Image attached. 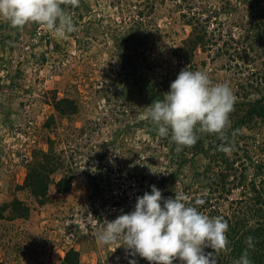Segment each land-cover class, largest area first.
<instances>
[{"label": "rangeland", "instance_id": "obj_1", "mask_svg": "<svg viewBox=\"0 0 264 264\" xmlns=\"http://www.w3.org/2000/svg\"><path fill=\"white\" fill-rule=\"evenodd\" d=\"M259 3L254 10L247 0H79L73 9L71 0H62L61 6L77 26L63 39L39 22L18 29L0 18V203L18 196L32 207L29 219L0 218V264H55L72 245L82 249L87 243L90 246L81 255L85 264H129L133 258L138 264H149L146 258L131 257L121 246L122 239L103 245L97 235L106 220L134 209L137 197L150 190L151 178L164 193H183L186 202L196 197L193 204L210 217L254 204V184L264 187V121L243 124L228 137V144H215L209 137L204 142L206 151L192 146L178 151L171 133L161 137L147 115L148 107L138 104L140 91L135 88L129 100L122 93L131 90L126 92L117 80L127 76L118 59L136 50L140 61L145 50L151 59V79L160 81L156 89L167 92L168 79L178 69L175 48L192 30L184 14L200 13L203 18L211 16L208 29L218 42L197 51V69L206 70L213 83L229 84L235 104L258 98L260 94L253 92L244 97L241 84L254 78L253 70L264 71V37L258 36H264V0ZM138 11L144 12L143 20L134 17ZM147 28L150 35L137 49L124 46V39L134 34L142 38ZM164 57H171V62ZM53 90L60 97L77 98L81 108L69 117L58 115L56 123L47 127L54 113ZM238 107L233 109L235 114L242 111ZM236 119L230 118L225 131L233 129ZM51 140L69 159L65 171L60 169L55 178L71 175L72 187L61 194L52 185L51 200L40 205L29 189L19 185L24 183L33 150L47 149ZM221 154L235 161L227 186L232 187L237 175L245 172L242 184L223 196L210 194L206 183L195 182V175L202 177ZM224 167L221 162L214 169ZM173 172L171 181L160 182L162 175ZM92 174L100 179L96 189ZM202 196L211 199L204 201V207L197 204ZM240 196L245 198L242 203L233 202ZM249 221L254 224L256 218ZM206 251L222 259L227 249Z\"/></svg>", "mask_w": 264, "mask_h": 264}, {"label": "clouds", "instance_id": "obj_2", "mask_svg": "<svg viewBox=\"0 0 264 264\" xmlns=\"http://www.w3.org/2000/svg\"><path fill=\"white\" fill-rule=\"evenodd\" d=\"M78 6L79 0H71ZM62 0H0V18L14 27L29 22L43 24L58 39L76 31L73 18L61 6ZM236 96L227 83H213L206 70L182 69L162 100H153L147 115L161 137L169 136L177 150L192 146L199 139L198 132L223 135L230 126ZM222 150L228 151L227 147ZM150 192L138 196L133 210L123 212L97 235L103 245L123 240L131 257L146 258L150 264H218L214 250L229 244L228 221L223 216L210 217L192 204L183 193L165 198L162 190L151 185ZM198 200L197 204H202ZM248 249L255 247L253 237L246 239ZM129 264H138L130 259ZM234 264H253L248 251Z\"/></svg>", "mask_w": 264, "mask_h": 264}, {"label": "trees", "instance_id": "obj_3", "mask_svg": "<svg viewBox=\"0 0 264 264\" xmlns=\"http://www.w3.org/2000/svg\"><path fill=\"white\" fill-rule=\"evenodd\" d=\"M247 1H250V5L254 10L260 4L259 0ZM72 8L76 9L77 6H73ZM199 14L200 13H194L190 17L189 14H184V16L187 17L186 23L192 26V30L189 35L185 39H183L182 43L175 48L174 58L177 61L178 69L173 71L170 78L168 79L169 88L167 87V91H169L170 89L171 82L176 79L178 73L182 69L188 67L193 71L194 69L198 70V63L196 58L197 51L199 49L208 48L210 46H208L209 43L217 44L218 42V39L214 36L213 32L209 31L208 29L211 16L203 18ZM137 15L138 16L134 17L143 20V11H138ZM141 22L143 23V21ZM9 24H11L9 23V21L5 23L6 26H8ZM10 26L18 29L23 27H14L12 25ZM249 30L250 29L247 30V33ZM210 34H212V37H209ZM149 35L150 29L147 28L142 38L134 34V37L132 39L128 37L124 39L123 44L124 46H127V48L131 45L129 48L135 50L145 42V38H147ZM246 36L250 35L247 34ZM258 36L264 37L262 34H259ZM224 44V46H228L229 42L225 41ZM259 45H262V42H260ZM134 52L136 53L137 51L135 50ZM145 52L146 51L143 50V52L140 53L142 54V58H140V61L136 58V54L132 53V51L130 50L127 55H122L121 59L118 60L123 63L122 70L126 71L127 76L120 77L117 80V85L122 86L126 92L127 90H131L128 95L123 94L124 92L122 93V96L129 98V100L133 99L132 97L135 88L140 91V94L138 97H136V100L138 104L143 105L144 108L145 106L148 107L153 102V100H162L166 93L164 88L156 89L157 83H160V81L151 79L150 73L152 71V65L149 61L151 59L150 55H147ZM165 59L166 58L164 57V60ZM166 61L171 62V57H168ZM205 63L206 61H203V64ZM140 65L141 67H139ZM167 66V69L170 70V63ZM239 66L240 64H238V67ZM239 68H245L248 70L250 69L249 67L242 66H240ZM255 72L256 71L253 70L252 74L254 75V78L251 81L247 82V85H245L244 83L241 84L242 94L244 97H249V95L253 92L260 94V96L255 99H251L248 102L238 101L234 105L236 111L237 106H239L242 111L237 112L236 114L233 111L229 114V118L233 117L235 119L237 117L233 129H227L226 131H224L223 135L207 132L198 133L199 139L196 144L192 145V148H196V151H206L204 142L205 139L209 137L212 140H215V144H228V137L233 134V131L238 132L243 124L251 126L252 123L253 125H255L260 124L262 121H264V71H259L256 73ZM119 74L121 75L122 72L120 71ZM126 87H128L129 89H126ZM51 98L52 99L50 100V102L54 108V113H52L47 119V127H51L56 123V117L58 115L60 117H69L77 114L80 111L81 102H79L77 98L71 96L60 97L58 96L56 90L52 91ZM108 98H110V96H108ZM132 102H134V100ZM175 146L176 143L174 142V147ZM31 157L32 158L27 163L28 169L24 179V183L19 185L20 189H29V191L33 194L36 201L40 205L46 204L49 200H51L50 187L52 185H55L56 190L61 194L67 193L71 190V175L65 174L62 175L59 179L55 178V174L60 169H66L65 167L67 166V164H69V159L65 157L63 150L59 151L56 149L54 141H49L47 149H34ZM221 162L225 163V167L221 169L219 168V170H215V165H219ZM234 162V160L231 161L228 157H225L224 154L214 157L207 171L202 172V177H199L198 174V176L195 175V179L197 180H195V182L206 183V187L210 189V194H215L218 192L220 196H223V194L231 193L234 188H237L242 184L243 179L245 178V172L244 170H242L240 174L237 175L238 182L234 181L232 187L227 186L228 178L231 177L232 171H235ZM175 176L176 173L174 172L169 173L167 177L162 175V177H160V182L165 183L168 178L171 181V179H173ZM90 180L95 189L99 187L100 179L96 174L90 175ZM155 182V179H150V185H155ZM255 185L256 184H254L253 186L255 194L252 196L253 202H251L254 204L248 207L247 210H244L242 206H238L240 211H233L232 214L230 212L229 214L223 213L222 215L219 213L220 215H218L223 216L229 224V229L227 231L229 244L226 246L227 251L225 252L223 258L217 259L218 264H234V261L238 259L245 252V250L248 251L253 264H264V221L261 220L264 217V187L259 188ZM150 191L151 187L148 192ZM175 194L176 192L173 193L172 191H167V193L162 192V195L165 198H174ZM244 199L245 198H243V196H240L237 199H233V202L236 201L240 204ZM201 200L208 202L211 199L209 197L202 196ZM195 202L196 197H192L190 198V201L186 203L194 205L193 203ZM205 202H203L202 204H204ZM117 204H119V201H117ZM194 206L197 205L195 204ZM202 206L204 207V205ZM31 212V205L18 196L13 197L10 201L0 203V218H5L11 221L16 219H29L31 216ZM212 212L213 211H211V213ZM241 214L245 216L242 217ZM254 217L256 218V222L254 224H251L249 220ZM249 236L253 237V242L255 244V247L252 249H248L246 244V239ZM87 246H90V244L87 243L84 247ZM83 248L79 249L76 247V245H72L66 250L65 255L60 259V261L55 264H85L81 260ZM93 248H95V243L93 245Z\"/></svg>", "mask_w": 264, "mask_h": 264}, {"label": "built area", "instance_id": "obj_4", "mask_svg": "<svg viewBox=\"0 0 264 264\" xmlns=\"http://www.w3.org/2000/svg\"><path fill=\"white\" fill-rule=\"evenodd\" d=\"M70 237H71V236H68V238H67V239H69V240H68L69 242L73 241L72 238H70Z\"/></svg>", "mask_w": 264, "mask_h": 264}]
</instances>
